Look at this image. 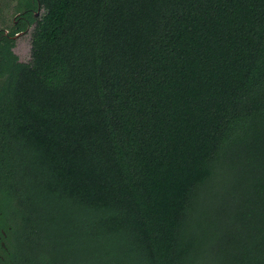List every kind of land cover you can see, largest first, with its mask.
Wrapping results in <instances>:
<instances>
[{"label":"trees","instance_id":"trees-1","mask_svg":"<svg viewBox=\"0 0 264 264\" xmlns=\"http://www.w3.org/2000/svg\"><path fill=\"white\" fill-rule=\"evenodd\" d=\"M25 3L0 264H264V0Z\"/></svg>","mask_w":264,"mask_h":264},{"label":"flooded vegetation","instance_id":"flooded-vegetation-1","mask_svg":"<svg viewBox=\"0 0 264 264\" xmlns=\"http://www.w3.org/2000/svg\"><path fill=\"white\" fill-rule=\"evenodd\" d=\"M1 4L2 6H5V9L8 6V17L6 14L4 17L1 18L2 21H0V32H2L3 35H7L11 39H13L12 50L14 51L16 40L20 36L27 34L30 31L32 36V28L34 26V23H26V28H21L25 22L29 21V18L26 15H23V13L29 9L25 7V0H7V2H1ZM29 11H33V16H39V14L41 13V8H39L38 11H35L33 8H30ZM1 12L2 10H0V15Z\"/></svg>","mask_w":264,"mask_h":264},{"label":"rangeland","instance_id":"rangeland-1","mask_svg":"<svg viewBox=\"0 0 264 264\" xmlns=\"http://www.w3.org/2000/svg\"><path fill=\"white\" fill-rule=\"evenodd\" d=\"M1 2L5 3L7 2V0H0V6H1L0 10H2L0 19L4 17L8 12V6L5 9V6L4 5L2 6ZM7 17H8V14H7ZM0 21H2V19ZM14 51L18 54L19 59L21 61L30 60L31 58V31L28 32L27 34L20 36L16 40Z\"/></svg>","mask_w":264,"mask_h":264}]
</instances>
